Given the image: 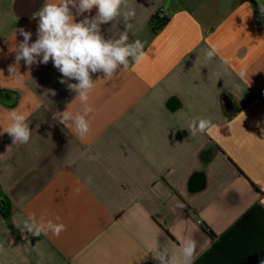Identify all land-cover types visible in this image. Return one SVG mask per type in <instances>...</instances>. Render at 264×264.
<instances>
[{
    "label": "crops",
    "instance_id": "crops-1",
    "mask_svg": "<svg viewBox=\"0 0 264 264\" xmlns=\"http://www.w3.org/2000/svg\"><path fill=\"white\" fill-rule=\"evenodd\" d=\"M47 2L0 0V126L20 109L31 129L27 144L0 135V264H156L155 249L175 254L185 237L193 264L264 261V0H128L129 42L147 55L97 82L87 142L52 118L83 105L51 61L9 70L18 29L34 42ZM160 11L168 22L154 32ZM124 25L101 34L115 40ZM196 118L214 127L191 136ZM30 214L65 230L33 236Z\"/></svg>",
    "mask_w": 264,
    "mask_h": 264
},
{
    "label": "clouds",
    "instance_id": "clouds-1",
    "mask_svg": "<svg viewBox=\"0 0 264 264\" xmlns=\"http://www.w3.org/2000/svg\"><path fill=\"white\" fill-rule=\"evenodd\" d=\"M94 7L97 9L94 17L84 15L91 13ZM260 11L264 14V6L260 7ZM36 15L39 17L37 39L30 43L32 33L23 28L18 29L23 40L14 48L15 64L10 66L9 70L15 75L21 60L29 68L32 65H46L51 61L61 73L59 83L65 84L68 90L75 93V98L78 97L83 105L80 112L73 113L67 108L63 112H56L52 118L58 119L60 124L70 129L82 142H87L91 131L88 116L94 111L89 101L97 82L112 80L116 77L118 68L122 66L121 71L127 70L130 62L139 64L147 55L143 41L136 39L129 42L128 32L133 28L129 21L135 18V9L128 0H49ZM78 16H83V19L76 22L75 17ZM121 16L125 22L124 31L115 40L105 39L100 26ZM217 54V47L210 45L204 54L203 66ZM100 72L104 74L103 79L94 81L92 74ZM239 75L249 83V75L246 72L241 71ZM70 80H75L76 83H69ZM28 117L27 111L9 110V123L7 127L0 126V135L7 133L13 144H27L31 137ZM212 127L214 125L210 119L196 118L190 122L187 129L192 136L208 132ZM97 158L89 156L90 160ZM88 182H91V177H88ZM23 229L33 236L46 235L50 231L58 237L65 230V225L53 223L51 220L37 222L35 216L30 214L23 221ZM196 249V240L185 237L180 242L177 253L157 248L153 256L156 264H193ZM137 264L140 262L137 261ZM260 264H264V261Z\"/></svg>",
    "mask_w": 264,
    "mask_h": 264
},
{
    "label": "trees",
    "instance_id": "trees-1",
    "mask_svg": "<svg viewBox=\"0 0 264 264\" xmlns=\"http://www.w3.org/2000/svg\"><path fill=\"white\" fill-rule=\"evenodd\" d=\"M168 19H161L156 14L154 17H152L150 21V25L152 26V29L154 32H158L164 28V26L167 24Z\"/></svg>",
    "mask_w": 264,
    "mask_h": 264
},
{
    "label": "built area",
    "instance_id": "built-area-1",
    "mask_svg": "<svg viewBox=\"0 0 264 264\" xmlns=\"http://www.w3.org/2000/svg\"><path fill=\"white\" fill-rule=\"evenodd\" d=\"M158 17L161 18V19H166V14L163 12V11H160L157 13Z\"/></svg>",
    "mask_w": 264,
    "mask_h": 264
}]
</instances>
